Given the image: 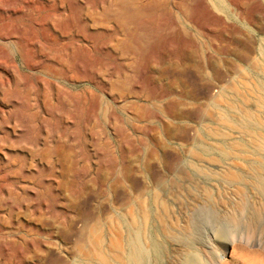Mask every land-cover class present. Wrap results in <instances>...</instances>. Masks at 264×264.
<instances>
[{"label": "rangeland", "instance_id": "374dc122", "mask_svg": "<svg viewBox=\"0 0 264 264\" xmlns=\"http://www.w3.org/2000/svg\"><path fill=\"white\" fill-rule=\"evenodd\" d=\"M62 1L0 0V264H80L91 229L105 243L113 226L127 235L120 218L140 194H159L181 224L174 241L159 237L168 264H248L244 250L262 264L264 200L183 169L235 172L220 148L248 147L241 119L264 94V0H124L128 26L115 20L122 0Z\"/></svg>", "mask_w": 264, "mask_h": 264}, {"label": "bare ground", "instance_id": "6f19581e", "mask_svg": "<svg viewBox=\"0 0 264 264\" xmlns=\"http://www.w3.org/2000/svg\"><path fill=\"white\" fill-rule=\"evenodd\" d=\"M232 4H233V2H232ZM235 5H237V4H235ZM118 6L119 7L117 9H116V7L113 8V10L116 9L115 13L117 14L116 19H115V17H114V19L118 20V22L120 21V25L121 24H123V25L127 24V22L132 17L133 12H131V9H133V8L128 3H126V1H124V0H122L121 2L119 1ZM239 7H241V6L239 5ZM139 9H140V7H139ZM136 10H134V12H136ZM109 12L110 11H108L107 14H109ZM113 15H114V12H113ZM55 22H56V20H55ZM53 24L58 25L57 23H53ZM59 24H61V22ZM222 25H224V24H222ZM53 26H55V25H53ZM69 26H71L72 28H69ZM127 26H128V24H127ZM201 27H202V25H201ZM233 27H235V26H233ZM61 28H62V26H61ZM74 28H75L74 24L71 23V25H66L65 27H63L62 32L63 31L69 32V30L74 29ZM231 29H232V27L230 28V30ZM201 30H203V29L201 28ZM62 34H65V33H62ZM11 37L12 36H8L6 38H11ZM68 58L61 57L58 59L59 60L58 63H64V62L68 63V61H69ZM74 61H75V58L72 57V58H70L69 63L71 64V62L73 63ZM75 63H77V62H75ZM249 88H251V86ZM257 89H259V88L257 87ZM259 93H261L262 96H259ZM252 97H254V96H252ZM258 97H261V100L259 99V101H258ZM256 98L255 99L258 102V107L260 108V109L258 108V110H256L258 112H253V111L248 110L243 114L242 119H241L242 123H244L246 125V127H251L254 130V131L248 132V139L249 140L246 139L247 142L249 141L248 147L242 148L238 144L236 146V148L238 150H236L234 147L229 146L228 144L225 143L222 145L223 148H220V149H222L220 151V154L222 155V157L225 160H227V159H228L227 161H231L230 159H234L235 161L238 160V163H235L234 166H232L233 170L235 169L236 171L234 172V171H231L232 168L231 169L227 168V170L229 169V171L227 173H224L223 175H220L218 173H214L210 168L211 166L209 167L208 165H204L203 163L193 161V162H188L185 164L184 169H183L184 173L187 171L188 173H191L196 177L205 178L208 181H214V180L219 181L223 185V187L234 189L236 194H238V195H245L242 188L254 190L257 192L259 197H261L264 200V162L261 160L263 162L262 163L261 161H259L257 159V156L264 155V134H263V132H264V119H263L264 118V94H262L261 90L256 95ZM233 110H234V107L230 103L229 109H224V112L226 114H230V112H234ZM225 113H223V115L226 116ZM237 114H238V110H237ZM93 118H94V116H93ZM93 118L91 117L89 124H92V120L93 121L95 120ZM235 118H236V116H235ZM68 119L70 120L72 118H68ZM238 120L240 121L239 118H238ZM4 121H6V119H4ZM2 124H1V126H2ZM91 130H92V128H91ZM212 132H213V135H216V133L214 131H212ZM240 133H241V131H240ZM244 139L245 138H243L242 140L240 139L241 142H245ZM234 150L238 151L239 153H237V155H236ZM52 151L53 150L51 149V152ZM252 155L254 157H252ZM208 173H211V175H209ZM10 191L11 190H9V192ZM12 194H14V193L12 192ZM204 195H207V194H204ZM166 197L168 200H170L169 195H167ZM2 198H3V196H2ZM13 198H14V196H13ZM202 199L205 200L204 201L205 204H212L213 203V198L209 195H207L206 197H203ZM162 200H161L159 194H157V196H156V194H155V196H149L148 198L146 197V194L145 195L140 194L139 196L134 197V198L132 197L130 202H129L130 204L127 208L125 215L121 216V218H120L121 222H123V224H122L123 230H125V232H126L125 234H127V235L124 236L122 234L121 230H119L118 225H117L118 227L113 226V230H112V235H113L112 237L113 238L110 239L109 242L106 241L107 243H105V241L103 239L104 237L101 236L100 230L98 228L91 229V231H90L91 236L94 239V243L92 241V243L94 244L93 245V251H92L93 254L91 253L92 255H90L89 257H85V259L83 261H81L80 264H165V262H167V261H168L167 262V264H168L171 259L173 260V258H172V255H170L169 246L166 245L165 242H161L162 239L160 240L159 237L163 235V236L168 237L172 241H174L175 237L173 236L172 231L180 230L181 224L179 223V220H176L177 217L174 218V216L172 215V210L170 207H168L167 202L164 203ZM1 203H4V202L2 201ZM242 204H243V202H242ZM2 205L3 204H1V206ZM5 205H7V204H5ZM8 205H10V204H8ZM4 207H6V206H4ZM261 208H263V207H261ZM254 212H255V210H254ZM250 213H249V215H250ZM225 233H223L222 231H218V235L220 236V239L225 236ZM227 241H229V240H227ZM223 243H225V242H223ZM226 246H227V244H226ZM226 248H227L226 252L232 251V250L231 251L229 250V247H226ZM244 248H242V249H244ZM87 254L88 253H86V255ZM225 255H227V254H225ZM240 256L244 260H246L248 264L249 263L250 264H256V261L258 258V257L253 256L251 253H249L248 251H245V250L240 251ZM178 257H180V256H178ZM178 257H177V261H176L177 263L176 264H179V263L180 264H221V263H223L222 260L224 259V256H219L218 259H216V258L210 259V258L200 257L199 255H193L190 258V256L188 257V255H187L185 260H181V257L180 258H178ZM258 260L261 261L260 258ZM261 262L263 264L264 261H261Z\"/></svg>", "mask_w": 264, "mask_h": 264}]
</instances>
